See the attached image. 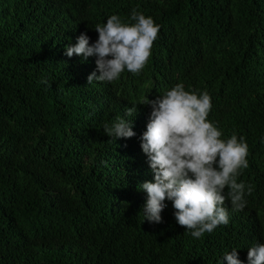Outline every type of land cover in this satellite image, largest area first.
Listing matches in <instances>:
<instances>
[{"label":"trees","instance_id":"obj_1","mask_svg":"<svg viewBox=\"0 0 264 264\" xmlns=\"http://www.w3.org/2000/svg\"><path fill=\"white\" fill-rule=\"evenodd\" d=\"M160 26L139 75L93 81L96 57L66 45L133 9ZM99 74V73H97ZM46 80L47 83H41ZM207 90L208 116L246 139L253 188L242 211L197 239L174 214L145 219L138 185L150 105L176 83ZM136 104V135L104 124ZM227 191V189H226ZM258 224L260 234L248 229ZM264 238V0H0V264H227L224 254Z\"/></svg>","mask_w":264,"mask_h":264},{"label":"clouds","instance_id":"obj_2","mask_svg":"<svg viewBox=\"0 0 264 264\" xmlns=\"http://www.w3.org/2000/svg\"><path fill=\"white\" fill-rule=\"evenodd\" d=\"M94 29L98 33L95 42L90 43L91 37L81 33L76 43L66 45L65 53L84 60L96 57V70L88 76V84L118 81L125 71L139 75L151 57L160 26L153 17L134 8L128 22L112 14ZM141 104L151 106L146 131L140 138L142 149H138L147 168V176L137 188L145 219L161 223L162 214H174L176 222L197 239L227 225L230 216L225 203L242 211L246 192L250 195L253 191L250 185L238 182L249 166L246 139L236 133L222 138V131L208 119L212 100L207 90L189 91L182 82L176 83L156 99L147 98ZM138 106L128 107L126 118L106 122L104 133L116 140L134 137L131 118ZM257 227L248 229L251 237L261 233ZM242 248L247 252V263L235 248L224 254L223 262L264 264V238L257 237Z\"/></svg>","mask_w":264,"mask_h":264}]
</instances>
